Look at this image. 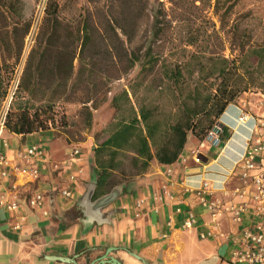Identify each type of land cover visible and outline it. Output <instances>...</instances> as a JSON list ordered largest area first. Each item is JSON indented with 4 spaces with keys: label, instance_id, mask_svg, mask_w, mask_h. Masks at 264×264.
<instances>
[{
    "label": "trees",
    "instance_id": "16d2710c",
    "mask_svg": "<svg viewBox=\"0 0 264 264\" xmlns=\"http://www.w3.org/2000/svg\"><path fill=\"white\" fill-rule=\"evenodd\" d=\"M197 1L202 3V0L192 2L195 5ZM21 2L4 0L6 13L0 10V45L5 49L10 46L13 34L21 23L25 25L23 34L29 31L30 23L23 22L22 14L18 13ZM234 2L230 8L234 7ZM59 3L58 0H48L46 4L39 34L26 58L19 85L21 91L40 101V105L9 109L5 121L7 132L23 135L54 127L58 115L55 102L70 98L68 87L78 79L84 81L85 75L91 87L96 85L94 59L98 56L95 50L97 42H102L104 48L99 53L103 68L98 70L101 80L121 79L136 66L139 67L137 76L145 71L154 72L158 63L159 67L162 66L161 54L155 52L154 47L164 37L169 21L160 2L86 0V4L68 18L61 16ZM219 5L220 0H214L216 13L219 12ZM6 27H9L8 31ZM187 43L193 45L195 41ZM88 50L90 56L86 60ZM242 51L240 59L221 58L219 67L207 74L201 64L199 83H202L201 87L207 85L206 90L196 88L189 94H179L180 102L167 116L163 115L159 106L142 103L138 98V88L148 84L145 79L137 81L136 86L131 83L119 94H114L111 98V106L115 110L110 123L112 132L93 150L97 184L92 198L97 199L115 185L144 174L154 159L160 164L174 163L182 153L188 135L202 141L226 106L256 85L257 80L252 73L241 71V64L244 57L258 56V65L264 57V46L251 47L246 51L242 47ZM20 54L21 47L16 58ZM117 62L123 65L121 71L117 69ZM111 66L118 73L114 78L110 75ZM167 78L178 84L182 73L176 69ZM4 96L5 90L1 89L0 98ZM90 101L92 99L87 98L83 103ZM88 114L87 125H90L89 110ZM65 122L64 116H61L60 124L65 125ZM126 160L130 171L125 168Z\"/></svg>",
    "mask_w": 264,
    "mask_h": 264
},
{
    "label": "crops",
    "instance_id": "0c3cea01",
    "mask_svg": "<svg viewBox=\"0 0 264 264\" xmlns=\"http://www.w3.org/2000/svg\"><path fill=\"white\" fill-rule=\"evenodd\" d=\"M234 103L243 105L253 115L264 114V94L244 93L237 97L218 118L224 125L218 146H208L188 135L174 163L165 165L152 160L144 174L115 185L121 186L120 193L95 213L90 203L83 201V195L96 175L92 150L97 145L91 147L88 142L87 147L93 149L82 151L83 175L75 185L70 184L74 196L67 200L54 193L56 186L64 185L62 164L68 154L64 141L53 138L52 129L23 135L6 132L4 137L14 148L35 141L47 146L49 163L40 180L34 183L19 180L18 184L21 198L38 189L49 191L45 203L48 216L23 206L25 221L21 230L16 231L10 214L0 208V264H91L102 257L113 258L120 264H232L233 242L238 239L239 230L252 222V217L248 214L242 223L236 224L229 215H224L220 218L223 236L201 238L200 233L209 222L208 210L199 204L193 191L183 189L179 183L204 177L219 182L223 180L221 175L233 168L249 136L250 125V122L239 125V111ZM190 150H197L206 161L195 164ZM198 167L201 168L198 172L190 171ZM238 184V179L231 177L225 188L232 191ZM164 187L171 199L164 195ZM213 197L227 201L231 196L217 190ZM188 212L195 214L197 224L184 230L181 223ZM53 257L67 258L69 262L56 261Z\"/></svg>",
    "mask_w": 264,
    "mask_h": 264
},
{
    "label": "rangeland",
    "instance_id": "374dc122",
    "mask_svg": "<svg viewBox=\"0 0 264 264\" xmlns=\"http://www.w3.org/2000/svg\"><path fill=\"white\" fill-rule=\"evenodd\" d=\"M41 1L22 0L18 5V13L22 14L23 22L30 23L29 31L24 35L25 25L21 23L14 32L8 49L0 45V90H5L6 95L9 88L16 87L10 110L18 106L40 105V101L32 99L21 91L19 85L26 58L35 45L43 19V14L38 10ZM152 1L163 4L162 7L169 21L164 37L154 47L155 52L161 54L162 66L159 67L158 63L154 72L145 71L139 76H137L139 67L136 66L121 79L101 80L102 75L98 70L103 68L99 53L104 48L102 42H97L95 50L98 51V56L94 59L95 71H97L96 85L91 87L86 81L88 79L86 75L84 81L80 77L81 79L68 87L70 98H62L55 102V110L58 114L56 125L49 129H52L53 138L57 137L64 141L68 149L77 146L82 151L89 150L88 142L91 147L97 145L112 132L110 123L115 116V110L111 106V98L114 94H119L123 88H127L129 84L133 83L136 86L137 81L145 79L148 84L138 88V98L142 103L159 106L163 115L167 116L180 102L179 94H189L196 88L206 90L207 85L201 87L202 83H199L201 64L204 66L203 72L207 74L219 67L221 58L240 59L242 47L246 51L251 47L264 46V0H237L236 2L220 0L218 13L213 9L214 0H202V3L197 1L195 5L193 0H175L172 3L169 0ZM47 2L48 0L45 3ZM58 2H60V14L65 18L78 12V9L86 4V0H58ZM233 2L235 5L230 8ZM0 10L6 13L4 0H0ZM37 17L40 19L33 38L30 39L29 32L33 29ZM235 20H237L236 24ZM8 29L9 27H6L5 30L8 31ZM191 40L195 43L188 45L187 42ZM20 47L21 54L19 58H16ZM85 56L86 60H89V50L86 51ZM259 58L258 56L243 58L241 71L252 73L257 80L256 85L244 93L264 94V57H261L257 65ZM116 66L120 71L123 69V65L119 62ZM87 69L88 66L85 67L86 73ZM176 69L182 73L178 84H174L171 78H167ZM109 70L113 78L118 76L112 66ZM3 98H0V103ZM87 98H91L92 101L83 103ZM120 101L124 105L123 100L120 99ZM88 110L91 114L90 125H87ZM61 116H64L66 120L65 125L60 124ZM91 147L90 150L93 149ZM125 168L131 170L127 160ZM116 176L119 177V175Z\"/></svg>",
    "mask_w": 264,
    "mask_h": 264
},
{
    "label": "built area",
    "instance_id": "2783aa9c",
    "mask_svg": "<svg viewBox=\"0 0 264 264\" xmlns=\"http://www.w3.org/2000/svg\"><path fill=\"white\" fill-rule=\"evenodd\" d=\"M46 0H42L38 6L39 13L43 14ZM37 17L33 29L29 32L30 39L33 38L39 21ZM16 87L8 89L0 103V208L7 211L12 220V228L21 230L25 221L22 208L40 210L47 217L45 208L47 194L49 191L36 190L30 196L21 198L18 181L34 183L40 180L43 170L48 166L49 157L47 146L40 141L14 148L4 135L6 129V116L15 95ZM243 104V102H242ZM239 111L237 122L249 125V136L244 141L241 155L235 161L233 168L221 175L223 180L212 182L210 178H201L195 181L182 180L179 185L183 189L193 191L200 205L208 210L209 222L206 230L200 233L201 238L220 237V218L229 215L233 223L240 224L246 215L250 214L252 222L239 230L238 239L231 251L230 262L242 264H264V114L253 115L240 106L233 104ZM219 118V117H218ZM224 125L217 119L204 136L203 142L208 146H218L222 141ZM190 157L195 164H202L199 153L190 150ZM84 160L82 150L77 147H69L67 158L62 167L65 173L64 185L56 186L55 195L63 199L72 200L74 192L71 185L83 175ZM170 169L167 173H170ZM216 175V173H215ZM235 177L239 184L227 191L226 181ZM13 179V180H12ZM173 186V184L169 185ZM221 190L231 197L227 201H221L213 197L215 191ZM164 195L172 198V195L163 188ZM197 224L193 212H188L181 223V228L190 230Z\"/></svg>",
    "mask_w": 264,
    "mask_h": 264
},
{
    "label": "water",
    "instance_id": "95a60500",
    "mask_svg": "<svg viewBox=\"0 0 264 264\" xmlns=\"http://www.w3.org/2000/svg\"><path fill=\"white\" fill-rule=\"evenodd\" d=\"M199 159L202 162H205L206 160L204 159V156L199 154ZM199 170H201L200 167L196 168V169H192L190 170L191 172H198ZM96 184H97V176L95 175L93 181L91 182V184L88 186L85 194L83 195V201L90 203L91 208L93 213H95L100 207L104 206L106 203L110 202L111 200H113L121 191V186H114L107 194H105L104 196H101L93 201H91L92 196L94 194L95 188H96ZM53 260L56 261H60V262H69V260L67 258H62V257H53ZM103 261H109L112 264H120L118 261H116L113 258H101L98 261H95L94 263L91 264H95V263H102Z\"/></svg>",
    "mask_w": 264,
    "mask_h": 264
}]
</instances>
